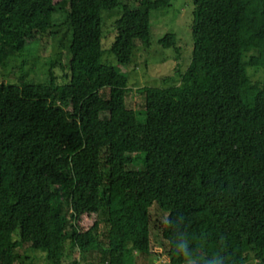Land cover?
Returning a JSON list of instances; mask_svg holds the SVG:
<instances>
[{
	"label": "trees",
	"instance_id": "1",
	"mask_svg": "<svg viewBox=\"0 0 264 264\" xmlns=\"http://www.w3.org/2000/svg\"><path fill=\"white\" fill-rule=\"evenodd\" d=\"M170 1L0 0L2 46L51 36L58 7L71 33L64 81H0V264L24 243L60 264L67 240L100 264H125L129 242L150 255L153 203L167 212L154 225L166 264H264V0H192L190 63L178 85L140 88L141 122L125 75L101 62L102 11L121 6L123 65ZM91 214L102 219L80 226Z\"/></svg>",
	"mask_w": 264,
	"mask_h": 264
},
{
	"label": "rangeland",
	"instance_id": "2",
	"mask_svg": "<svg viewBox=\"0 0 264 264\" xmlns=\"http://www.w3.org/2000/svg\"><path fill=\"white\" fill-rule=\"evenodd\" d=\"M127 0H121L126 2ZM170 5L164 8L150 10L149 42L142 44L136 42L129 64H119L111 52L114 40V20L121 14V6L102 11L101 36V62L114 67L127 78L126 106L136 111L139 121L145 119L144 94L141 87H168L178 85L180 76L190 63L193 39L191 23L194 5L192 0H171ZM54 27L49 37L39 33H28L24 39L22 50H13L0 45V81L19 83L20 79L33 82H49L52 75L57 83L65 80L67 70L68 45L71 33L65 26L66 7L58 9L52 16ZM166 33L175 36V43L170 47H163L159 43ZM252 72V71H250ZM258 73L252 75L253 80L259 78ZM103 115V113H102ZM141 167V161L128 164L127 168ZM150 223V255H142L126 244L125 264H166V257L161 240L157 237L155 223L165 222L167 212L153 203L149 208ZM102 219L100 215H85L80 219V226L88 228L95 220ZM104 229V224L99 230ZM69 232V231H68ZM14 240H19L18 228L12 233ZM64 255L60 264H71L73 257L78 258L82 264H100L98 250L87 253L82 259L77 251L70 246L69 240L65 242ZM14 264H47L44 252L30 247L29 243L15 248ZM80 257V258H79ZM250 261H252L250 259ZM255 260L252 261L254 264ZM191 264V263H188Z\"/></svg>",
	"mask_w": 264,
	"mask_h": 264
},
{
	"label": "crops",
	"instance_id": "3",
	"mask_svg": "<svg viewBox=\"0 0 264 264\" xmlns=\"http://www.w3.org/2000/svg\"><path fill=\"white\" fill-rule=\"evenodd\" d=\"M167 262H168V260H167ZM167 262H166V263H167Z\"/></svg>",
	"mask_w": 264,
	"mask_h": 264
},
{
	"label": "clouds",
	"instance_id": "4",
	"mask_svg": "<svg viewBox=\"0 0 264 264\" xmlns=\"http://www.w3.org/2000/svg\"><path fill=\"white\" fill-rule=\"evenodd\" d=\"M215 254V253H214Z\"/></svg>",
	"mask_w": 264,
	"mask_h": 264
}]
</instances>
